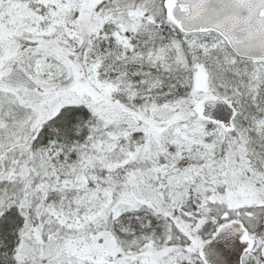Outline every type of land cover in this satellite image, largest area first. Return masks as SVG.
<instances>
[{"label": "snow or ice", "instance_id": "6c2138e0", "mask_svg": "<svg viewBox=\"0 0 264 264\" xmlns=\"http://www.w3.org/2000/svg\"><path fill=\"white\" fill-rule=\"evenodd\" d=\"M0 264H264V0H0Z\"/></svg>", "mask_w": 264, "mask_h": 264}]
</instances>
